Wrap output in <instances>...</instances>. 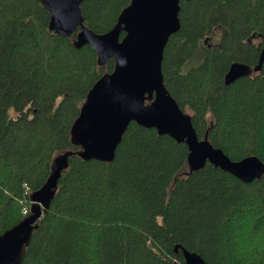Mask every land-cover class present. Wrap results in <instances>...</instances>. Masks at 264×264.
Segmentation results:
<instances>
[{
  "label": "trees",
  "instance_id": "trees-1",
  "mask_svg": "<svg viewBox=\"0 0 264 264\" xmlns=\"http://www.w3.org/2000/svg\"><path fill=\"white\" fill-rule=\"evenodd\" d=\"M129 2L84 0L83 23L105 32ZM178 16L163 51L166 88L200 139L232 161L264 163V63L223 81L232 62L257 63L264 0H181ZM49 18L37 0H0V234L29 214L52 160L73 153L22 264H185L181 248L206 264H264V175L244 184L210 164L189 173L186 143L133 121L111 163L78 156L70 127L114 61L99 64Z\"/></svg>",
  "mask_w": 264,
  "mask_h": 264
},
{
  "label": "water",
  "instance_id": "water-1",
  "mask_svg": "<svg viewBox=\"0 0 264 264\" xmlns=\"http://www.w3.org/2000/svg\"><path fill=\"white\" fill-rule=\"evenodd\" d=\"M37 1L50 14V30L65 37L76 31L75 47L88 45L95 51L99 64L110 58L114 61L112 71L102 74L89 89L70 127V140L79 146L77 154L83 161L111 163L133 121L186 143L189 173L210 164L244 184L262 178L264 163L257 157L232 161L207 136L200 139L191 115L180 108L164 84L163 51L170 35L180 29L181 0H130L114 25L102 33L84 25L80 8L84 0ZM263 63L264 44L254 66L232 62L224 74V84L259 71ZM72 155L67 150L52 160L45 183L30 194L29 214L0 234V264H22L33 232L38 228L37 222L50 207ZM179 248L176 246L174 251ZM181 251L185 264H206L198 254L183 248Z\"/></svg>",
  "mask_w": 264,
  "mask_h": 264
},
{
  "label": "rangeland",
  "instance_id": "rangeland-1",
  "mask_svg": "<svg viewBox=\"0 0 264 264\" xmlns=\"http://www.w3.org/2000/svg\"><path fill=\"white\" fill-rule=\"evenodd\" d=\"M219 39V35H216L215 36V39H213V40H211V42H215V41H217ZM189 111V110H188ZM189 113V112H188Z\"/></svg>",
  "mask_w": 264,
  "mask_h": 264
},
{
  "label": "built area",
  "instance_id": "built-area-1",
  "mask_svg": "<svg viewBox=\"0 0 264 264\" xmlns=\"http://www.w3.org/2000/svg\"><path fill=\"white\" fill-rule=\"evenodd\" d=\"M23 214H27V211L26 210H23Z\"/></svg>",
  "mask_w": 264,
  "mask_h": 264
}]
</instances>
